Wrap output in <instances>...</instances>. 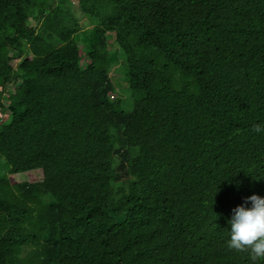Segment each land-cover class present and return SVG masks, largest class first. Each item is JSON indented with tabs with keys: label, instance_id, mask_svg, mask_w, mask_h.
Segmentation results:
<instances>
[{
	"label": "trees",
	"instance_id": "1",
	"mask_svg": "<svg viewBox=\"0 0 264 264\" xmlns=\"http://www.w3.org/2000/svg\"><path fill=\"white\" fill-rule=\"evenodd\" d=\"M75 1L0 0V264H253L264 0Z\"/></svg>",
	"mask_w": 264,
	"mask_h": 264
},
{
	"label": "clouds",
	"instance_id": "2",
	"mask_svg": "<svg viewBox=\"0 0 264 264\" xmlns=\"http://www.w3.org/2000/svg\"><path fill=\"white\" fill-rule=\"evenodd\" d=\"M251 131L257 135L264 134V123L255 124ZM227 224L229 249L247 250L253 264L264 260V197L256 194L246 197L243 203L232 209Z\"/></svg>",
	"mask_w": 264,
	"mask_h": 264
},
{
	"label": "rangeland",
	"instance_id": "3",
	"mask_svg": "<svg viewBox=\"0 0 264 264\" xmlns=\"http://www.w3.org/2000/svg\"><path fill=\"white\" fill-rule=\"evenodd\" d=\"M71 8H72V11L75 15V17L78 19L80 25L84 28H86L88 25H89V21L86 17H84L77 5V2L75 0H72V3H71ZM111 37L109 36V39ZM111 40V39H110ZM19 60H16L14 62V65L16 64V62H18ZM118 66H115L111 71H110V76H111V79L113 81V84L115 85V90H116V95L119 97H122V102H123V105L125 108H128L129 107V97L128 95L126 96V94L124 92H122L121 90V86H122V80H121V73L119 72L118 73ZM115 95V93H112ZM120 94V95H118ZM113 95V96H114ZM8 112H1L0 113V119L1 120H4L6 119V115H7ZM41 169H34V170H30V171H26V172H21V173H16L14 175H9V178L12 180V181H15V182H20V181H27V182H35V181H39L41 180L42 178V175H41Z\"/></svg>",
	"mask_w": 264,
	"mask_h": 264
}]
</instances>
